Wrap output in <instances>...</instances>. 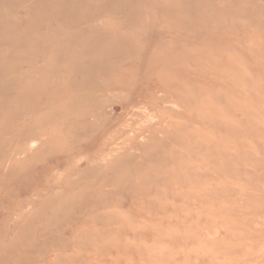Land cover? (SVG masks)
<instances>
[{
    "label": "rangeland",
    "instance_id": "374dc122",
    "mask_svg": "<svg viewBox=\"0 0 264 264\" xmlns=\"http://www.w3.org/2000/svg\"><path fill=\"white\" fill-rule=\"evenodd\" d=\"M0 264H264V0H0Z\"/></svg>",
    "mask_w": 264,
    "mask_h": 264
}]
</instances>
